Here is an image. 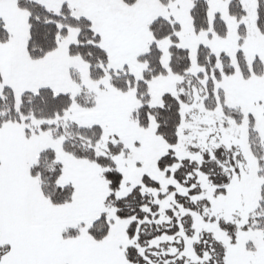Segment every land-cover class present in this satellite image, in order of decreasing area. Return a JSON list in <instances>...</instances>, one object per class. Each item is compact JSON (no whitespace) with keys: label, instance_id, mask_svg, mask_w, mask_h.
I'll return each instance as SVG.
<instances>
[{"label":"snow or ice","instance_id":"6c2138e0","mask_svg":"<svg viewBox=\"0 0 264 264\" xmlns=\"http://www.w3.org/2000/svg\"><path fill=\"white\" fill-rule=\"evenodd\" d=\"M0 264H264V0H0Z\"/></svg>","mask_w":264,"mask_h":264}]
</instances>
